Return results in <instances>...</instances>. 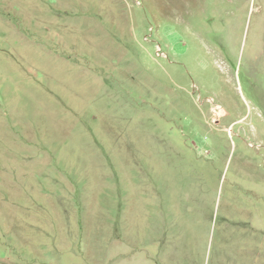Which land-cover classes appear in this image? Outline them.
I'll list each match as a JSON object with an SVG mask.
<instances>
[{
  "label": "rangeland",
  "instance_id": "1",
  "mask_svg": "<svg viewBox=\"0 0 264 264\" xmlns=\"http://www.w3.org/2000/svg\"><path fill=\"white\" fill-rule=\"evenodd\" d=\"M0 264H264V0H0Z\"/></svg>",
  "mask_w": 264,
  "mask_h": 264
}]
</instances>
